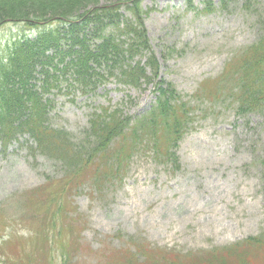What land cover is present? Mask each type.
Returning a JSON list of instances; mask_svg holds the SVG:
<instances>
[{
    "label": "rangeland",
    "instance_id": "obj_1",
    "mask_svg": "<svg viewBox=\"0 0 264 264\" xmlns=\"http://www.w3.org/2000/svg\"><path fill=\"white\" fill-rule=\"evenodd\" d=\"M7 2L0 1V10L23 6L26 18L43 16L46 29L59 26L61 17L116 8L119 32L105 30L116 41L114 69L96 70L103 79L87 93L70 78L60 92L52 90L45 125L66 132L77 146L89 121L100 116L126 120L128 134L133 124L139 127L124 173L100 190L91 181L102 168L98 157L67 186L69 161L42 154L27 135L0 151V256L6 262L48 257L59 264L69 247L66 264H199L212 251L264 237V114L243 112L226 71L262 36L264 0H86L67 9L61 0H53L56 6ZM14 14L0 12L2 61L17 36H39ZM86 39L93 44L96 37ZM169 99L178 116L143 128L151 113L163 116L158 108ZM236 252L247 264H264L262 246ZM229 257L238 264V254Z\"/></svg>",
    "mask_w": 264,
    "mask_h": 264
},
{
    "label": "trees",
    "instance_id": "obj_2",
    "mask_svg": "<svg viewBox=\"0 0 264 264\" xmlns=\"http://www.w3.org/2000/svg\"><path fill=\"white\" fill-rule=\"evenodd\" d=\"M9 1H16L18 4L25 0ZM50 1L52 2L47 5H58L53 0ZM85 1L61 0V3H65L63 7L67 9L70 6L80 7ZM11 2H7V4ZM21 8L13 5L9 9L3 8L0 12L18 13L11 16H16L18 19L21 18L20 16L26 18L25 12L27 11L23 6ZM115 9L114 7L97 8L93 11L92 16L84 13L80 16L61 17L64 20L58 21L59 26L52 25L47 29L39 25H32L31 28L36 29L35 33H39V36H36L35 40L18 39L15 41V39L12 41L13 45H8L10 48L5 53L8 62H4L6 58H3V61L0 59V140L2 144L7 146L19 134L28 135L35 141L36 149L42 154H49L62 161L68 160L70 168L67 171L70 173H67L68 179L65 185L70 184L67 186L77 184L76 179L79 177L76 175L84 172L86 164L92 162L90 160L100 158V164L104 165L102 164L100 171L91 179L96 185V189L100 190L102 182L119 178L123 173L124 163L128 162L134 148L132 137H134L133 133H136V127H139L138 124H133L131 129V133H133L128 134L124 132L128 122L126 120L122 122L120 118L112 114L90 120L91 125L86 138L78 146L71 144L66 132L58 129L53 130L45 125L51 102L44 99V93H50L52 88L59 87L61 81L66 82L70 79L74 83L73 88L76 86L87 93L94 90L98 82L103 79V76L96 70L103 67L111 72L114 69L113 56L117 53L116 41L112 38V32H108L106 35L105 30L111 27L119 32L118 20L121 17L115 12ZM23 20L31 25L34 21L43 22L45 19L43 16L35 17L33 15V17ZM88 23H91L92 26L96 25V27L100 25V27L96 30L92 28L89 30L86 29ZM127 28L126 26L125 29ZM131 31L135 33V30L130 29ZM90 35L96 37L93 44L87 42L86 37ZM234 59V62L226 68V71L231 75L230 82L235 84L231 94L235 95V101L242 105L243 112H255L263 115L264 31L257 43L249 45ZM35 68H40L39 72L43 79V85L39 91L34 85L38 75ZM71 86L72 84H70ZM171 101L169 99L166 102H161L157 112H162L163 116L157 118L156 111L151 113V117L146 118L147 122L144 123L143 128H154L158 124H165L169 115L178 116V111L173 108ZM105 113L107 111L104 110L103 114ZM177 126L180 128V124ZM115 140L118 142H114ZM112 142L114 144L111 150L108 145ZM125 145H129L130 148L126 149ZM97 184L100 185L97 186ZM246 244L259 245L264 248V237L249 238L244 244H238L236 248H226L220 253L212 251L209 255L201 256L202 261L199 264H231L229 255L238 254L239 257L236 249ZM65 256L62 262L65 260ZM164 259L165 262L171 261L168 258ZM176 260L179 262L182 259L176 257ZM235 262L247 264L240 257Z\"/></svg>",
    "mask_w": 264,
    "mask_h": 264
}]
</instances>
